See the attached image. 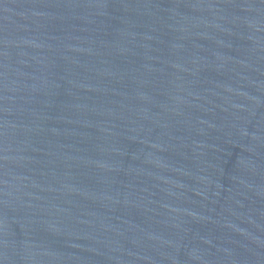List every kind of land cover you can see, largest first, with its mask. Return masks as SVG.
Returning <instances> with one entry per match:
<instances>
[{"label": "water", "instance_id": "1", "mask_svg": "<svg viewBox=\"0 0 264 264\" xmlns=\"http://www.w3.org/2000/svg\"><path fill=\"white\" fill-rule=\"evenodd\" d=\"M0 264H264V0H0Z\"/></svg>", "mask_w": 264, "mask_h": 264}]
</instances>
